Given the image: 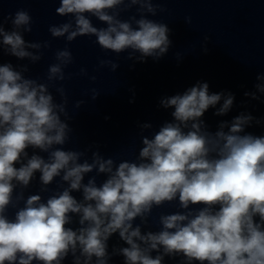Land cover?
Instances as JSON below:
<instances>
[{"label":"clouds","instance_id":"obj_1","mask_svg":"<svg viewBox=\"0 0 264 264\" xmlns=\"http://www.w3.org/2000/svg\"><path fill=\"white\" fill-rule=\"evenodd\" d=\"M135 5L139 19L119 18L120 10ZM56 13L73 19L50 26L54 38L71 42L95 36L102 49L128 51V59L139 62L160 59L172 43L167 24L145 15H156L153 0H60ZM89 17L107 26L95 27ZM6 19L12 28L6 30L0 19V54L39 61L40 49L50 45L24 39L23 34L32 31L29 12L18 10ZM55 59L47 79L63 81L72 54L65 48ZM100 66L113 71L119 67L111 60H101ZM27 71V65L17 70L11 63L0 64V264H61L69 254L73 264H108L107 242L116 233L127 246L114 248L113 254L122 255L125 264H163L166 256H182V264H264V136L241 134L254 120L250 114L221 122L215 133L201 119L217 104L215 115L227 114L235 99L232 93L210 94L208 83L198 82L183 94L162 98L163 108L174 109L173 120L151 138L142 136L135 161L117 164L99 151L92 152L89 161L85 152L62 147L72 130L62 118L67 117L63 87L56 90L61 96L57 103L48 84L25 77ZM81 74L86 71L81 69ZM257 81L256 90L264 94V74L257 75ZM98 95L93 90L92 99ZM245 96L259 98L255 92ZM83 103L77 101L75 107ZM29 148L47 153V159L29 156ZM93 171L106 179L98 185L93 176L84 183ZM37 172L41 192L60 177L58 190L46 202L39 194L25 199L23 191L14 201L17 186L27 188ZM74 191L81 192L82 199L77 200ZM20 201L23 206L10 219L8 207ZM173 201L184 211L162 214L159 231L142 232L153 207ZM71 214L79 217L75 230L68 227ZM137 218L141 224L134 225Z\"/></svg>","mask_w":264,"mask_h":264}]
</instances>
